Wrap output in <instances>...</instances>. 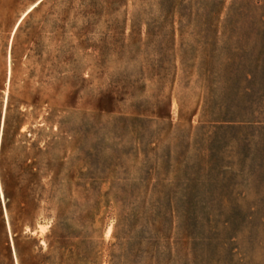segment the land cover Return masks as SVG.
Listing matches in <instances>:
<instances>
[{
  "label": "rangeland",
  "instance_id": "obj_1",
  "mask_svg": "<svg viewBox=\"0 0 264 264\" xmlns=\"http://www.w3.org/2000/svg\"><path fill=\"white\" fill-rule=\"evenodd\" d=\"M1 194L0 264H264V0H0Z\"/></svg>",
  "mask_w": 264,
  "mask_h": 264
},
{
  "label": "trees",
  "instance_id": "obj_2",
  "mask_svg": "<svg viewBox=\"0 0 264 264\" xmlns=\"http://www.w3.org/2000/svg\"><path fill=\"white\" fill-rule=\"evenodd\" d=\"M223 95V93H222ZM223 97V96H222ZM221 97V100H222ZM225 105L223 104V101H221L218 106H216L214 109L212 108V105L210 104V100L206 99V102L203 106V111L201 118L208 120V121H213V122H225V121H230L226 115L223 113ZM247 122H261L260 120H257L255 118H250L249 120H246ZM159 159V158H158ZM176 159V158H175ZM145 163L147 162V158H144ZM175 164H178V166H173V172H174V178H176V175L179 174V160H175ZM145 166V165H144ZM147 171L143 170L142 176H140V181L142 182H147L148 179L146 177Z\"/></svg>",
  "mask_w": 264,
  "mask_h": 264
},
{
  "label": "bare ground",
  "instance_id": "obj_3",
  "mask_svg": "<svg viewBox=\"0 0 264 264\" xmlns=\"http://www.w3.org/2000/svg\"><path fill=\"white\" fill-rule=\"evenodd\" d=\"M2 123H3V117H2L1 125H2ZM0 196H1V198H2V194H1Z\"/></svg>",
  "mask_w": 264,
  "mask_h": 264
}]
</instances>
